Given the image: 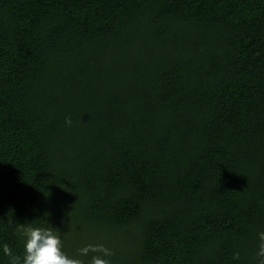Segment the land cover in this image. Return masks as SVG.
Here are the masks:
<instances>
[{
	"label": "trees",
	"instance_id": "trees-1",
	"mask_svg": "<svg viewBox=\"0 0 264 264\" xmlns=\"http://www.w3.org/2000/svg\"><path fill=\"white\" fill-rule=\"evenodd\" d=\"M19 224L83 264H260L264 0H0V264Z\"/></svg>",
	"mask_w": 264,
	"mask_h": 264
},
{
	"label": "clouds",
	"instance_id": "clouds-1",
	"mask_svg": "<svg viewBox=\"0 0 264 264\" xmlns=\"http://www.w3.org/2000/svg\"><path fill=\"white\" fill-rule=\"evenodd\" d=\"M66 123L70 126L71 119L66 118ZM9 223H12L9 221ZM16 231L24 238V257L22 264H83L80 259L69 258L62 251V240L58 231L53 227H31L26 225L17 226ZM260 250L259 257H264V232L259 234ZM3 253L10 258V264H21V258L13 255L9 245H3ZM89 253L102 254L103 257H110L113 253L102 245H88L80 249L81 256H88ZM90 264H110L108 259L101 255H92ZM264 264V259L260 260Z\"/></svg>",
	"mask_w": 264,
	"mask_h": 264
}]
</instances>
